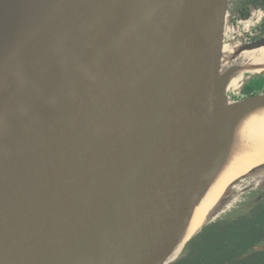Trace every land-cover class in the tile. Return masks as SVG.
I'll return each mask as SVG.
<instances>
[{
	"label": "water",
	"instance_id": "1",
	"mask_svg": "<svg viewBox=\"0 0 264 264\" xmlns=\"http://www.w3.org/2000/svg\"><path fill=\"white\" fill-rule=\"evenodd\" d=\"M226 15L225 0H0V264H170L260 200L264 165L172 250L216 113L264 105L230 97L264 73V39L227 42Z\"/></svg>",
	"mask_w": 264,
	"mask_h": 264
},
{
	"label": "bare ground",
	"instance_id": "2",
	"mask_svg": "<svg viewBox=\"0 0 264 264\" xmlns=\"http://www.w3.org/2000/svg\"><path fill=\"white\" fill-rule=\"evenodd\" d=\"M233 83L234 80L230 82ZM216 117V145L210 168L172 250L202 225L226 186L264 165V105H229L219 110Z\"/></svg>",
	"mask_w": 264,
	"mask_h": 264
},
{
	"label": "trees",
	"instance_id": "3",
	"mask_svg": "<svg viewBox=\"0 0 264 264\" xmlns=\"http://www.w3.org/2000/svg\"><path fill=\"white\" fill-rule=\"evenodd\" d=\"M263 189L259 191L262 197L253 206L264 199ZM253 206L234 211L235 216H231L220 228L211 224L215 220L207 224L202 230L211 224L208 227L210 233L201 235V230L185 246L197 238L192 247L184 248L182 254L170 264H264V245H257L264 230V210L255 212L254 218L237 215Z\"/></svg>",
	"mask_w": 264,
	"mask_h": 264
},
{
	"label": "flooded vegetation",
	"instance_id": "4",
	"mask_svg": "<svg viewBox=\"0 0 264 264\" xmlns=\"http://www.w3.org/2000/svg\"><path fill=\"white\" fill-rule=\"evenodd\" d=\"M225 9L227 12L230 26L226 31L227 41L232 42L234 40L240 41L242 43H250L264 39V0H225ZM255 77H259L260 87L259 90H250V83L253 82ZM258 78V79H259ZM234 94H245V98H250L264 92V73L253 78H249L241 83L239 86L234 80L232 88ZM261 89V91H260ZM252 91V92H250ZM264 192V189L262 190ZM264 210V199L257 205L245 210L244 212L237 214L238 217L246 215L247 218H254L255 212ZM235 216L234 212H228L223 216L215 219L212 225L216 227H222L226 220H230ZM208 225L202 232L201 235H208L209 226ZM209 227V228H208ZM259 242L257 245H264V230L260 234ZM264 251V249H263Z\"/></svg>",
	"mask_w": 264,
	"mask_h": 264
},
{
	"label": "rangeland",
	"instance_id": "5",
	"mask_svg": "<svg viewBox=\"0 0 264 264\" xmlns=\"http://www.w3.org/2000/svg\"><path fill=\"white\" fill-rule=\"evenodd\" d=\"M228 42V41H227ZM256 76H258V75H256ZM254 76H252L251 78H253ZM259 78V77H258ZM257 77H255V79L253 80V82H251L250 83V85H249V87H250V90H259L258 88L260 87V82H259V80H260V78L258 79ZM231 86H232V84H230ZM260 91H261V89H260ZM233 92V91H232ZM250 92H252V91H250ZM234 93V92H233ZM244 95L245 94H243V95H241V94H234V97H232L231 95H230V97L232 98V100H234V101H238V100H241V99H245V97H244ZM235 210H234V208H229V209H227V210H225L223 213H221L220 215H219V217L220 216H223L224 214H226V213H230V212H234ZM218 217V218H219ZM197 239V238H196ZM196 239H194L188 246L189 247H192V243H194V242H196ZM186 247L187 249L189 248V247ZM185 248V249H186Z\"/></svg>",
	"mask_w": 264,
	"mask_h": 264
}]
</instances>
